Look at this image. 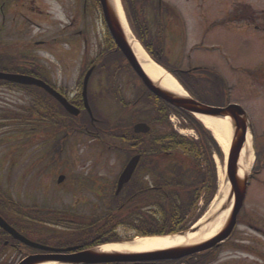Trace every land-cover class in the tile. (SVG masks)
Here are the masks:
<instances>
[{
  "label": "flooded vegetation",
  "instance_id": "flooded-vegetation-1",
  "mask_svg": "<svg viewBox=\"0 0 264 264\" xmlns=\"http://www.w3.org/2000/svg\"><path fill=\"white\" fill-rule=\"evenodd\" d=\"M99 29L104 31L106 24L97 0H0V73L41 80L79 110L77 117L72 116L63 110L57 99L42 89L24 90L14 87L15 84L0 81V103L8 94L21 92L24 94L22 97L34 105L14 112L0 107V128L4 129L2 126L7 124L10 132L14 130L23 136L22 141L25 142L26 136L32 133L40 141L35 145L34 153L24 149L28 146L25 143L15 148L10 144L4 146L2 157L7 175H0V217L29 242L50 249L85 247L88 244L87 233L75 235V231L77 226L82 231L93 226L94 220L86 212V200L107 199L112 190V183L102 176L69 175L67 170L71 164L66 161V166L61 159L63 153L69 151L74 133L80 131L97 137L98 141L106 144L105 147L111 150L115 147L114 151L123 158L131 155V151L126 152V147L114 143L116 138L104 128L106 118L95 115L94 119L91 118L85 106L83 84L78 86L75 79L72 81L74 77H71L70 68L75 58L71 51H74L84 60V64L81 63L83 71L93 70L88 84L91 108L95 103L107 101L111 94L116 103L124 102L125 90H120L121 83L114 72L119 63L127 65L113 49L111 37L106 35L103 38ZM65 42L69 45L68 52L59 50ZM78 60H74L75 64ZM57 63L64 74L69 73L66 77L60 73L57 75ZM26 90L35 94L28 96ZM92 111L94 114L96 110ZM149 116L155 119L154 112L150 111ZM29 118L32 120L31 127L28 125ZM120 131H124L122 126ZM10 142L13 140L10 139ZM28 161L37 164L39 178L35 180L23 173L14 179L13 171L18 162ZM64 164L65 169H61ZM141 165L142 160L133 178L146 186L147 183L152 184L151 167L148 170ZM61 172L68 173L63 175ZM48 173L50 178H46ZM61 175L64 176L63 183H59ZM256 178L254 174L250 180L249 193ZM261 182L263 191L260 196L250 198L248 193L244 205L253 202L260 207L263 220L259 221L249 206H244L227 240L218 242L211 250L198 256L185 258L181 264H264V177ZM67 198L74 202L73 207L66 206L70 203ZM251 207L252 210L257 208ZM54 254L24 243L0 226V264H19L27 258H45Z\"/></svg>",
  "mask_w": 264,
  "mask_h": 264
},
{
  "label": "rangeland",
  "instance_id": "rangeland-1",
  "mask_svg": "<svg viewBox=\"0 0 264 264\" xmlns=\"http://www.w3.org/2000/svg\"><path fill=\"white\" fill-rule=\"evenodd\" d=\"M161 2H163L165 7H168L166 11L169 12V14L164 15L166 27L165 51L162 55L157 57L166 68L174 71L178 79L187 85L192 84L189 78L190 72L198 71L195 73L196 75L199 77L202 76V78H205L206 75L210 79H213V77L216 76L215 74H220L225 79L223 80L227 88L225 93H228L223 104L230 103L242 106L244 110L246 109L250 114L252 113V116L256 119L255 123L258 136L255 137L254 140V143H256V145L258 144L256 153H258V158L260 155L263 156L264 140L260 135L264 131V32H258L252 27L230 24L226 20L231 12L233 2L250 6L254 11L262 13L264 12V0H161ZM146 8L143 12L145 20L148 23L149 35L157 37L156 35H159L158 27L155 25V18L153 19L152 17V10ZM174 8L178 13L176 14L177 17L181 20L177 19L176 15L173 13ZM256 16L259 17L257 13L255 17ZM253 23L255 26H259V28H264V21L258 20L256 23ZM99 34L102 35L103 38L107 35L106 31H102L101 29H99ZM195 46L197 48H193ZM59 50L68 52V43L65 42L61 44ZM71 53L73 58L79 59L76 64L74 59L73 65L70 68L71 77H74L71 79L72 81L75 79L76 85L79 83V86L85 74L81 64H84V60L79 53L74 51H71ZM88 58L91 60L92 56H88ZM55 70L57 75L60 73V75L66 77L69 74L68 72L64 74L61 65L59 66L58 63L56 64ZM114 73L115 76L119 77V82L121 83L120 87H122L120 90H125V101L133 100L136 91L140 90V83L137 78L134 77L124 63H119L117 71ZM23 95L24 94L21 92L8 94L6 99H1L3 103H0V107L8 112L22 111L21 107H27V105L31 104L29 100L22 97ZM27 95L30 96L29 94ZM112 102L113 101L109 99L99 102L98 108L102 116L107 115V112H109L108 106H110ZM111 107H113L116 113L115 115L108 113L107 117L111 118L113 124L118 120L117 118L119 115L117 113L122 111L123 108H120L116 104H112ZM138 108H140V106H138L137 109ZM3 122L5 123V121ZM175 123L178 126L177 120H175ZM6 125L7 124L2 126L4 129L0 128V175L2 173L7 175V171L4 173L6 163L3 162L2 157L5 145L10 144L15 148L19 144L25 143L28 144V146L24 149L29 151V153H34L36 151L35 145L40 142L38 141V136L33 133L26 136L24 142L22 141V135L16 134L14 130L10 132V126L6 128ZM177 128L179 129V127ZM181 128L182 129H179L181 134L190 139H198V135L194 131L184 129L183 127ZM248 134H250V131ZM249 136L251 137V134ZM10 139H12L13 142H10ZM91 140L92 139L87 137H72L69 151L63 153V159H61V161H67L69 165L71 164V167L67 170L69 175H75L76 177L85 175L95 177L102 176L103 179L112 183L113 188L115 180L122 171L125 158L114 150L111 152H109V150L108 152L103 151L105 149L97 144L98 141L91 142ZM114 143L116 145L122 144L120 140ZM30 158L31 157H29V159ZM215 159L217 162V171L218 167L222 168L226 182L227 165L225 166L218 157H215ZM73 161H75V164ZM258 161H260V158ZM67 162L66 166L68 165ZM66 166L65 164L62 165L61 169H65ZM257 166L258 162L253 165L252 170ZM37 168L38 166L35 164V161L18 162L13 171V178L17 179L25 173L29 175L30 178L34 177L32 179L37 180V178H39V173L36 170ZM67 173L61 172V174ZM29 177L26 179L30 180ZM47 177L50 178L51 174L48 173L46 178ZM262 177H264V174L258 176V179L253 182V186L249 193L250 198L260 196ZM225 182L223 183V194H225V187L227 186ZM218 194L217 197L223 195ZM111 195L112 192L109 193L107 200V203H110L109 208L114 206V200H112ZM67 201L70 203L68 205L66 204V206L73 207L74 202L70 201L68 198ZM102 203L103 200L87 199L85 204V206H87L86 212L101 214L105 209ZM257 203L259 204L258 201ZM251 205L257 208L252 210ZM251 205L246 204L245 207L248 208L249 206L251 213L256 216L255 218L259 219V221L263 220L260 207L253 202ZM202 206L203 201L199 203V209ZM213 208L214 205L212 203L207 208L205 215L211 212ZM100 217H102V215H100ZM105 228L110 229L111 225L105 226L103 229ZM117 234L119 239L131 241L137 234V230H135V225H128L126 227H119Z\"/></svg>",
  "mask_w": 264,
  "mask_h": 264
},
{
  "label": "trees",
  "instance_id": "trees-1",
  "mask_svg": "<svg viewBox=\"0 0 264 264\" xmlns=\"http://www.w3.org/2000/svg\"><path fill=\"white\" fill-rule=\"evenodd\" d=\"M124 2L135 35L150 55L162 64L157 56L162 55L163 39L147 35V24L139 13L141 0ZM255 15L250 7L236 5L227 22L253 24ZM255 28L264 30L258 26ZM170 72L175 74L174 71ZM189 78L191 85L179 81L191 96L208 105L223 104L227 94L219 77L210 79L205 75L202 78L189 73ZM155 110L156 119L150 122L152 130L148 135H134L132 129L125 128L126 140L134 143L138 147L137 151L143 155V165L153 166L151 174L155 179V189L144 186L139 179L128 184L120 197H114L116 206L123 205L124 209H117L108 215L105 226L111 225V228L96 232L99 239L93 240L88 247L120 242L114 227L128 224L135 225L137 235L142 237L166 236L185 231L203 216L217 193L218 177L214 155L223 160V154L211 133L191 114L157 99ZM172 112L186 119V128L194 130L198 140L183 137L173 129L168 120ZM108 129L113 130L114 127ZM201 201L203 206L199 209Z\"/></svg>",
  "mask_w": 264,
  "mask_h": 264
},
{
  "label": "water",
  "instance_id": "water-1",
  "mask_svg": "<svg viewBox=\"0 0 264 264\" xmlns=\"http://www.w3.org/2000/svg\"><path fill=\"white\" fill-rule=\"evenodd\" d=\"M104 16L110 31L117 47L123 53L127 61L129 62L132 69L135 73L141 78L144 85L158 98L170 104L171 106L188 112L194 115L207 116L212 118H222V119H230L232 121L233 128V143L232 148L227 161V182L230 184V191L226 203L223 205L222 210H229V216L223 229L219 234L214 236L213 238L205 241L203 243H199L196 245L189 246H181L173 249L155 251L149 253L142 254H123V253H100L96 250H88L85 252L73 254V255H58L54 256L50 259H37L30 258L25 260L21 264H40L50 262H57L61 264H109V263H132V262H153V261H173L180 260L184 257L191 256L200 252H204L208 249H211L218 241L226 239L231 231L233 230L236 217L242 208V204L244 198L246 196V186H247V178L248 175L245 174L244 177H240V157L242 150L244 148V144L246 141V134L248 131V122L246 118L245 112L238 106H229L227 108H214L210 106L203 105L188 96H182L176 93H172L167 91L159 86V84L151 81L144 70L141 67L140 62L136 58L132 47L130 46L126 34L123 30V27L120 23V20L116 14V11L111 4L110 0H100ZM92 74L90 71L85 78V93L87 89L88 80ZM0 80H6L9 82L22 84V85H34L40 88L45 89L48 93L54 96L57 99H60L59 96L52 91L48 86L44 83L37 81L32 78L16 76V75H5L0 74ZM62 105L71 113L78 114V111H75L66 101L61 100ZM88 107V106H87ZM135 133L138 134H146L150 131V128L146 124H138L134 128ZM140 157H135L129 163L125 171L120 177L118 183V191L119 194L127 184L139 163ZM215 218L211 219V221L207 222L205 225L211 223ZM204 225V226H205ZM0 226H2L5 230L10 232L15 238L22 240L23 242L29 244L30 246L44 249L36 244L28 242L25 238L18 235L13 229H11L4 221L0 219ZM202 226V227H204ZM202 227H197L196 229L190 230L187 233H181L180 236L188 237L189 235L198 233ZM75 249H68L63 251H72Z\"/></svg>",
  "mask_w": 264,
  "mask_h": 264
},
{
  "label": "bare ground",
  "instance_id": "bare-ground-1",
  "mask_svg": "<svg viewBox=\"0 0 264 264\" xmlns=\"http://www.w3.org/2000/svg\"><path fill=\"white\" fill-rule=\"evenodd\" d=\"M114 3L118 18L123 27V30L126 34L128 42L132 47V50L141 64L142 69L144 70L147 77L156 84L167 91L176 93L179 95H186L184 89L179 85V83L162 67L157 65L151 58L148 56L144 48L141 46L139 41L132 34L120 4L119 0H112ZM197 118L199 121L208 129L215 139L220 144L223 152L228 157L231 151L232 146V121L230 119L222 118H212L206 116L198 115ZM250 134L246 136V142L241 154L240 159V177H244L247 174L254 161V152L252 147V141ZM218 178H219V194H223V183L225 182V174L222 171L221 167H218ZM230 190V186L225 187V194L215 198L213 205L214 208L211 212L207 213L203 219L197 224L198 226H203L208 219L215 218L211 223L202 227V229L196 233L189 235L187 238L182 236H167V237H148V238H136L131 243H118V244H107L98 248L100 253H123V254H142L149 253L154 251H162L166 249H172L179 246H189L203 243L213 238L218 231L223 227L228 215L229 210L223 211L222 207L226 203L227 194ZM46 264H55V263H46Z\"/></svg>",
  "mask_w": 264,
  "mask_h": 264
}]
</instances>
